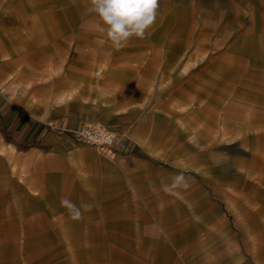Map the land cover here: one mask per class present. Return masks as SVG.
<instances>
[{"label": "crops", "instance_id": "obj_1", "mask_svg": "<svg viewBox=\"0 0 264 264\" xmlns=\"http://www.w3.org/2000/svg\"><path fill=\"white\" fill-rule=\"evenodd\" d=\"M89 7V0L58 6L0 0V264H22L48 230L59 231L79 252H104L106 264L182 259L179 233L166 240L160 224L165 214L180 212L191 220L186 253L196 264H264V162L257 158L264 139L250 131L210 151L203 143L200 158L177 144L176 131L187 129L179 130L184 122L173 102L195 100L187 81L160 100L156 79L170 70L149 59L163 55L160 47L136 51L146 64L102 65L105 57L97 55L104 52L89 46V37L97 42L90 32L98 34L101 26ZM55 20L70 22L68 31L59 33ZM210 109L217 132L218 108ZM92 119L117 132L113 149L74 139V130ZM199 120L195 128L208 132ZM249 138H255V153ZM181 175L187 187L175 184ZM62 201L75 205L81 218ZM156 221L159 235L150 241L148 227Z\"/></svg>", "mask_w": 264, "mask_h": 264}, {"label": "rangeland", "instance_id": "obj_2", "mask_svg": "<svg viewBox=\"0 0 264 264\" xmlns=\"http://www.w3.org/2000/svg\"><path fill=\"white\" fill-rule=\"evenodd\" d=\"M35 1L27 0V3ZM62 1L64 0H38L39 5L45 6L51 4L58 6ZM99 21L101 28L94 30L95 32L98 30L99 33L89 34L97 42L89 37L91 39L89 46L91 51L104 52L97 55L105 57L101 60L102 65L104 62H107L105 64L109 67L120 63L130 66L136 63L146 64L143 62L146 57L141 58L136 51L147 50L151 54L155 48L160 47L163 55L149 56L151 61L158 60L160 65H165L166 69L170 70L166 72L169 77L161 76L156 79L155 87L160 100L163 101L161 97L165 90L169 91L170 88L174 90L181 82L187 81V87L190 88L193 93L191 96H194L195 100L189 99L188 96L186 101L189 105H185L186 101L180 103L178 99L173 102L174 110L182 115L181 120L184 122V127H180L179 130L187 129L184 134L182 131H176L180 133L174 135L176 143L181 147L186 149L190 147L193 155L200 158L201 152L215 149L214 144H218L216 147H219L233 135L247 136L252 131L264 139V0H159L158 16L150 38L143 40L133 38L127 46L119 50L111 46L106 31L101 30L102 21ZM55 22L59 33L68 31L70 22L57 20ZM47 26L45 24L41 27L47 29ZM53 26L51 24V27ZM161 30H165L166 36L159 34ZM41 32L43 33V30ZM56 39L62 40L59 35ZM60 47V45L57 47L58 53L64 56L67 52ZM98 61L95 60L96 63ZM64 65L66 68V64ZM155 74H158L157 71ZM229 94H232V100L227 99ZM197 97L203 100L196 101ZM213 105L218 108L216 113L220 119L216 127L217 132H214L213 117L207 116L213 111L210 109ZM232 111L233 116H230ZM199 117L201 121H205L208 132L203 133L195 128L199 126ZM232 117L234 121L230 119ZM93 120L102 122L100 119L88 121ZM187 139L192 140L190 143L184 142ZM238 140L237 145L240 146L242 142L241 139ZM254 140L255 138H249L247 143L255 153ZM257 140L256 137V142ZM203 143L210 145L204 149ZM181 147L175 149L178 156L183 155ZM250 153L246 154L249 156ZM257 158L259 163L264 162V154L259 152ZM239 173L238 171L237 175ZM190 222L191 220L181 212L169 216L165 214L162 217L160 224L164 228L166 240H173L172 235L177 232L179 241L174 239L175 245L183 247L180 252L182 259L176 258L175 255L172 257L167 255L162 264H196L191 254L186 253L192 238L189 231ZM148 235L150 241L157 239L159 235L157 221L150 222ZM68 240L61 236L59 231L48 230L40 236L38 234L35 246H30L22 264H106L104 252L93 249L89 250L90 253L85 252L86 250L79 252L76 244ZM33 251L37 254H32ZM105 254L110 256L111 252L107 251Z\"/></svg>", "mask_w": 264, "mask_h": 264}, {"label": "clouds", "instance_id": "obj_3", "mask_svg": "<svg viewBox=\"0 0 264 264\" xmlns=\"http://www.w3.org/2000/svg\"><path fill=\"white\" fill-rule=\"evenodd\" d=\"M89 12L95 13L102 21V31L111 42V46L119 50L128 45L133 38L147 39L152 34L158 16L159 0H89ZM187 187L184 177L177 176L175 184ZM70 214L75 210L74 219L81 218L80 210L68 201H62ZM90 210L91 205H82Z\"/></svg>", "mask_w": 264, "mask_h": 264}, {"label": "built area", "instance_id": "obj_4", "mask_svg": "<svg viewBox=\"0 0 264 264\" xmlns=\"http://www.w3.org/2000/svg\"><path fill=\"white\" fill-rule=\"evenodd\" d=\"M74 139L85 145H92L99 150H111L117 141V132L100 121H88L72 133Z\"/></svg>", "mask_w": 264, "mask_h": 264}]
</instances>
